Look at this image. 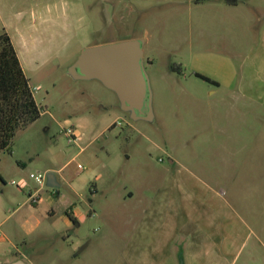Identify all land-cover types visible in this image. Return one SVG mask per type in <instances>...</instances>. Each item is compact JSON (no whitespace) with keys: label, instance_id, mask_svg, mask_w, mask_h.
I'll list each match as a JSON object with an SVG mask.
<instances>
[{"label":"rangeland","instance_id":"rangeland-1","mask_svg":"<svg viewBox=\"0 0 264 264\" xmlns=\"http://www.w3.org/2000/svg\"><path fill=\"white\" fill-rule=\"evenodd\" d=\"M40 1L54 5L51 18L13 31L43 112L1 152L0 259L192 264L201 209L242 206L264 221V0ZM129 39L144 41L151 120L132 119L100 81L70 74L85 47ZM69 127L82 134L77 144ZM38 171L57 176L58 195L30 178ZM30 188H40L39 205ZM70 203L77 224L67 223ZM251 230L260 232L249 225L247 244Z\"/></svg>","mask_w":264,"mask_h":264},{"label":"crops","instance_id":"crops-1","mask_svg":"<svg viewBox=\"0 0 264 264\" xmlns=\"http://www.w3.org/2000/svg\"><path fill=\"white\" fill-rule=\"evenodd\" d=\"M225 1L230 6H235L240 3H249L248 0ZM262 4L263 3L259 4L260 9L262 8ZM53 6L51 2L43 4L40 0H0V31L5 30L11 36L23 69L24 62L20 54V46L15 41L13 31L20 32L24 35L25 32L23 31H26L28 28V24H26L25 21L34 22L40 18L50 19L54 11ZM33 25H35V22ZM240 127L242 128V126ZM238 138L239 142H241L242 136L239 135ZM12 151L14 152V150ZM224 157L227 158L226 156ZM1 162L2 157L0 153V163ZM17 164H20L18 166L25 165L22 159L17 160ZM2 174V169H0V176H3ZM55 182L57 186L52 189L56 190V193L54 194V190L53 192L51 191L50 195H52V197L58 195L60 192L58 189L60 184L56 175ZM29 191H33V188H30ZM217 196L218 198L221 197L220 194ZM45 199L49 200V203H52L48 210V215L51 217L55 216L56 212L52 207L54 201H52L49 195H47ZM42 200L41 197L36 204L39 205ZM74 205L75 204L70 203L67 210L70 209V212L76 217V208L75 210L73 209ZM201 210L199 211V215L195 214L192 217V264H235V262H237V257L243 250H246V256L249 258L245 264H250L251 260L254 264H264V221H261V219H263L262 215L260 221L253 220L254 217L259 216L256 209V215H252L251 210L242 206L227 208L226 206L216 205L209 207L208 211H205L206 213ZM70 221V219H67V223L70 224ZM3 222L4 220L0 223ZM39 224L40 220L31 226L28 232L33 231ZM251 224L260 228V232H252L251 230L250 232L253 233V237L251 238V243L247 244L246 241L248 236L245 235V238H243L242 234ZM16 253L17 255L13 257L0 259V264H29L23 254L20 252ZM6 254L7 252L0 246V256Z\"/></svg>","mask_w":264,"mask_h":264},{"label":"water","instance_id":"water-1","mask_svg":"<svg viewBox=\"0 0 264 264\" xmlns=\"http://www.w3.org/2000/svg\"><path fill=\"white\" fill-rule=\"evenodd\" d=\"M142 39L85 47L70 67L76 79L100 81L118 96L121 109L132 119H152V90L144 68ZM47 185L57 186L53 172H47Z\"/></svg>","mask_w":264,"mask_h":264},{"label":"trees","instance_id":"trees-1","mask_svg":"<svg viewBox=\"0 0 264 264\" xmlns=\"http://www.w3.org/2000/svg\"><path fill=\"white\" fill-rule=\"evenodd\" d=\"M197 76L217 83L203 75ZM42 112L43 107L35 98L33 87L21 65L11 36L5 30L0 31V153L11 150L18 131L37 120ZM66 214L77 224V219L70 209Z\"/></svg>","mask_w":264,"mask_h":264},{"label":"built area","instance_id":"built-area-1","mask_svg":"<svg viewBox=\"0 0 264 264\" xmlns=\"http://www.w3.org/2000/svg\"><path fill=\"white\" fill-rule=\"evenodd\" d=\"M36 87H33V90L35 91ZM65 132L68 136L69 142L77 144L78 141L81 139L82 134L79 132V130L76 127H69L65 129ZM79 167H82L79 165ZM30 178L34 179L37 184L44 185L47 181V173L38 171V172H31ZM13 183H16L13 181ZM54 190V189H53ZM55 193V190H54ZM29 197L31 199V202L36 204L39 202L41 195H40V188L35 189V191H29ZM2 236V233L0 232V237Z\"/></svg>","mask_w":264,"mask_h":264},{"label":"flooded vegetation","instance_id":"flooded-vegetation-1","mask_svg":"<svg viewBox=\"0 0 264 264\" xmlns=\"http://www.w3.org/2000/svg\"><path fill=\"white\" fill-rule=\"evenodd\" d=\"M129 114V113H128Z\"/></svg>","mask_w":264,"mask_h":264}]
</instances>
